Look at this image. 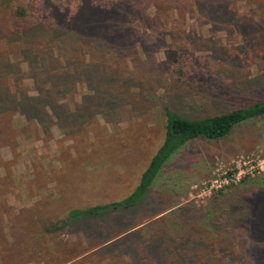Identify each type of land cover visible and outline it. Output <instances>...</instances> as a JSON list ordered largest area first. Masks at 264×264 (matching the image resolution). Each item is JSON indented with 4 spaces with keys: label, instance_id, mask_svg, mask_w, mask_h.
<instances>
[{
    "label": "rangeland",
    "instance_id": "374dc122",
    "mask_svg": "<svg viewBox=\"0 0 264 264\" xmlns=\"http://www.w3.org/2000/svg\"><path fill=\"white\" fill-rule=\"evenodd\" d=\"M263 98L264 0H0V264H264V114L186 142L138 207L61 221L132 190L163 107Z\"/></svg>",
    "mask_w": 264,
    "mask_h": 264
},
{
    "label": "trees",
    "instance_id": "16d2710c",
    "mask_svg": "<svg viewBox=\"0 0 264 264\" xmlns=\"http://www.w3.org/2000/svg\"><path fill=\"white\" fill-rule=\"evenodd\" d=\"M102 7L115 2L116 0H96ZM25 7L16 6L15 14L18 17L25 16ZM81 14V17L83 19ZM70 20L79 23L80 20L71 17ZM83 33L87 31V26L82 25ZM170 73L177 80H181L188 71L183 66L177 65L170 69ZM164 125L163 138L160 144L150 156L147 165L141 172L132 190L118 200L105 203H97L84 207H72L61 220L63 224L75 222L82 219H92L102 216L115 210H127L136 208L145 198L152 184L156 181V174L167 161L171 154H174L186 142L196 138L219 139L229 135L235 126L252 117L264 114V98L244 106H237L222 112H214L204 116L190 117L168 107H163ZM244 180V179H243ZM242 182V181H241ZM261 187L264 182L259 181ZM263 194V193H261ZM55 222H47L42 229L51 233L54 231ZM61 224V225H63Z\"/></svg>",
    "mask_w": 264,
    "mask_h": 264
},
{
    "label": "built area",
    "instance_id": "2783aa9c",
    "mask_svg": "<svg viewBox=\"0 0 264 264\" xmlns=\"http://www.w3.org/2000/svg\"><path fill=\"white\" fill-rule=\"evenodd\" d=\"M238 170H239V168H238Z\"/></svg>",
    "mask_w": 264,
    "mask_h": 264
}]
</instances>
